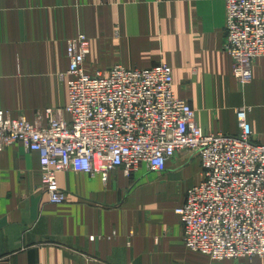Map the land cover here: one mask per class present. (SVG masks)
<instances>
[{"label":"crops","instance_id":"0c3cea01","mask_svg":"<svg viewBox=\"0 0 264 264\" xmlns=\"http://www.w3.org/2000/svg\"><path fill=\"white\" fill-rule=\"evenodd\" d=\"M225 24L221 0H0V110L46 126L45 110L69 102L67 41L83 34L91 40L87 74L167 64L175 94L206 133L238 136L236 111L247 108L253 140L264 145V58L241 85ZM193 157L178 154L162 174L119 169L106 185L61 172L67 202L54 205L39 154L21 143L8 148L0 156V264H264L213 261L185 246L175 211L202 181Z\"/></svg>","mask_w":264,"mask_h":264},{"label":"built area","instance_id":"2783aa9c","mask_svg":"<svg viewBox=\"0 0 264 264\" xmlns=\"http://www.w3.org/2000/svg\"><path fill=\"white\" fill-rule=\"evenodd\" d=\"M221 1L225 50L244 86L264 58V0ZM90 52L83 34L67 41L69 102L45 110L46 126L0 110V156L18 143L37 152L49 203L62 205L61 172L100 177L106 185L116 170L126 177L142 167L162 174L169 160L191 153L200 159L202 181L175 211L185 246L213 261L264 258V145L253 140L249 109L236 111L238 136L206 133L196 111L175 94L169 65H115L89 75L84 65Z\"/></svg>","mask_w":264,"mask_h":264},{"label":"rangeland","instance_id":"374dc122","mask_svg":"<svg viewBox=\"0 0 264 264\" xmlns=\"http://www.w3.org/2000/svg\"><path fill=\"white\" fill-rule=\"evenodd\" d=\"M184 153H188V152H184ZM188 155L192 156V154H191V153H188ZM192 157H193V156H192ZM193 158H194V157H193ZM152 173H155V174H160V173H156V172H152ZM176 181H177V179H176ZM178 189H179V186H178V184H176V185H174V187H173V189H172V190L178 191Z\"/></svg>","mask_w":264,"mask_h":264}]
</instances>
